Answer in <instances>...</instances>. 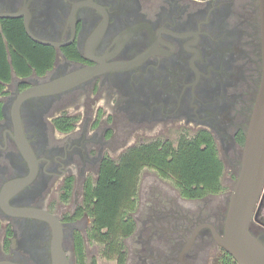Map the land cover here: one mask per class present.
Returning a JSON list of instances; mask_svg holds the SVG:
<instances>
[{
  "label": "flooded vegetation",
  "instance_id": "obj_1",
  "mask_svg": "<svg viewBox=\"0 0 264 264\" xmlns=\"http://www.w3.org/2000/svg\"><path fill=\"white\" fill-rule=\"evenodd\" d=\"M0 14L1 31H19L20 51L43 63L24 76L11 67L0 91V261L86 264L89 184L108 159L146 138L169 141L171 129L209 133L222 177L228 163L238 178L264 72L260 0H0ZM90 67L100 72L65 91L20 98ZM209 211L189 220L183 239L203 223L223 233L227 210ZM249 231L264 245L263 193ZM198 241L216 242L213 230L202 228L188 250L195 264ZM147 242L139 264H182L185 245L178 257Z\"/></svg>",
  "mask_w": 264,
  "mask_h": 264
},
{
  "label": "trees",
  "instance_id": "obj_2",
  "mask_svg": "<svg viewBox=\"0 0 264 264\" xmlns=\"http://www.w3.org/2000/svg\"><path fill=\"white\" fill-rule=\"evenodd\" d=\"M21 38L19 31L10 34L0 28V91L4 83L10 81L12 68H17L18 74L24 76L33 66L43 67V63L20 51L18 40ZM145 167L173 179L186 199H202L222 189L224 164L213 137L204 131L192 137L183 136L177 146L170 141L147 142L132 147L118 161L108 159L96 183H90L87 188V206L94 218L91 238L104 244L105 256L118 255L122 262L128 250L126 240L138 228L133 213L137 207L140 174ZM225 252L224 264H238ZM79 255L84 261L83 245Z\"/></svg>",
  "mask_w": 264,
  "mask_h": 264
},
{
  "label": "rangeland",
  "instance_id": "obj_3",
  "mask_svg": "<svg viewBox=\"0 0 264 264\" xmlns=\"http://www.w3.org/2000/svg\"><path fill=\"white\" fill-rule=\"evenodd\" d=\"M169 133V141L173 146H177L183 136L190 137L175 129H171ZM152 139V137L146 138L145 143ZM234 171H236L234 178L237 179L239 170L226 163L221 191L216 193V196H209V200L205 202L183 198L173 179L162 176L153 168H143L138 185L137 207L133 213L137 218L138 228L135 234L126 240L128 250L125 261H120L118 255L111 258L105 256L104 244L92 240L89 249L91 253L89 257H85L86 264H139L142 261L140 257L147 253L143 249V244L148 239L150 242L147 243L152 249H160L163 252L175 251V253L178 251L179 257L181 249L191 235L190 230L183 239L181 229L188 226L190 219L198 216L206 217L210 213L209 208L218 203L227 210L228 198L234 184L233 181H229V177ZM151 212L155 214L153 217L150 216ZM199 222L200 220L196 219L194 224L197 225ZM194 251L197 253L196 255L194 253V261L197 264H224L225 250L215 241H209L205 245L198 241Z\"/></svg>",
  "mask_w": 264,
  "mask_h": 264
},
{
  "label": "water",
  "instance_id": "obj_4",
  "mask_svg": "<svg viewBox=\"0 0 264 264\" xmlns=\"http://www.w3.org/2000/svg\"><path fill=\"white\" fill-rule=\"evenodd\" d=\"M260 4L264 58V0H260ZM26 26L28 27V22ZM99 72L100 69L97 67L76 70L51 82L24 90L20 98L65 91ZM20 134L22 138L20 145L23 151H30L23 132L21 131ZM262 193L264 194V72L249 121L240 172L229 197L223 233L217 232L210 223L197 226L180 253L182 264H195L187 258V252L198 232L206 227L213 230L217 244L229 252L238 264H264V245L249 231L255 206ZM57 243L61 244V237L57 239ZM59 254L60 258L64 255L61 249H59ZM0 264L18 263L0 261Z\"/></svg>",
  "mask_w": 264,
  "mask_h": 264
}]
</instances>
